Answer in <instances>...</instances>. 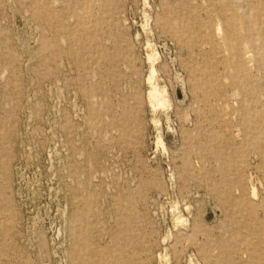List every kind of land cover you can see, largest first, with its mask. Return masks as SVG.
<instances>
[{
	"label": "rangeland",
	"instance_id": "rangeland-1",
	"mask_svg": "<svg viewBox=\"0 0 264 264\" xmlns=\"http://www.w3.org/2000/svg\"><path fill=\"white\" fill-rule=\"evenodd\" d=\"M103 1L0 0V264H264V0Z\"/></svg>",
	"mask_w": 264,
	"mask_h": 264
},
{
	"label": "bare ground",
	"instance_id": "bare-ground-1",
	"mask_svg": "<svg viewBox=\"0 0 264 264\" xmlns=\"http://www.w3.org/2000/svg\"><path fill=\"white\" fill-rule=\"evenodd\" d=\"M99 1L102 2L103 0H99ZM106 3L107 1H103V5H106ZM222 19L223 22H217V23L205 22L201 24L199 23V29L201 30V32L203 31L206 34L207 39L211 40L212 44H214L213 46H216V49L218 50L219 54L224 52L235 57V55L239 53V49H240L239 39L248 43L250 42L254 32L264 34V25H263L264 2L262 4V8L259 7L254 8L253 12L250 15L239 16V13L232 15L226 14L223 15ZM225 19L227 21L226 25H224ZM217 40L219 41L221 40L223 44L219 46ZM222 60L223 63L227 64V60H228L227 58L222 57ZM232 67L236 68V70L238 69L237 72H239V63L235 62V64ZM154 73H155V67L154 65H152V76L149 77L148 80L149 83L151 84V91L149 95L150 98L154 99L158 105H163V99H164L162 98L163 88L161 89L154 82ZM208 84L212 85V82L209 83L207 81V83H205V86H207ZM206 257L207 255H205L204 257L205 260ZM132 262L133 260H129L128 264H131ZM188 264H193V263L190 261Z\"/></svg>",
	"mask_w": 264,
	"mask_h": 264
}]
</instances>
